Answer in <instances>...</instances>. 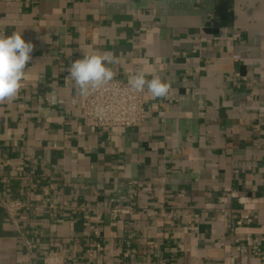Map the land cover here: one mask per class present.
Instances as JSON below:
<instances>
[{"label": "crops", "instance_id": "obj_1", "mask_svg": "<svg viewBox=\"0 0 264 264\" xmlns=\"http://www.w3.org/2000/svg\"><path fill=\"white\" fill-rule=\"evenodd\" d=\"M0 31L34 46L0 104V193L28 205L0 206V264H264V0H0ZM84 53L169 94L144 90L140 127H87Z\"/></svg>", "mask_w": 264, "mask_h": 264}, {"label": "clouds", "instance_id": "obj_2", "mask_svg": "<svg viewBox=\"0 0 264 264\" xmlns=\"http://www.w3.org/2000/svg\"><path fill=\"white\" fill-rule=\"evenodd\" d=\"M33 50V44L25 41L22 32L6 35L0 31V104L18 95ZM116 63L119 60L111 53H84L83 58L72 62L66 79L74 84L80 96H87L114 79L115 72L109 65ZM147 75L144 71L137 72L129 80L130 86L137 92L147 89L155 98L166 97L170 85L158 74H153L151 79Z\"/></svg>", "mask_w": 264, "mask_h": 264}, {"label": "built area", "instance_id": "obj_3", "mask_svg": "<svg viewBox=\"0 0 264 264\" xmlns=\"http://www.w3.org/2000/svg\"><path fill=\"white\" fill-rule=\"evenodd\" d=\"M114 72L115 76L111 82L90 91L87 96H81L82 107L80 118L82 123L87 127L107 131L118 127L137 128L141 126L146 117L143 106L144 91L137 92L129 84V80L136 73H128L124 77L119 75L116 71ZM0 163H3L1 157ZM31 183V179L28 178L25 188L27 197L33 194ZM51 192H53V187L51 185L43 189L45 195H49ZM0 206L14 221V213L26 206V202L13 199L6 200L0 193ZM41 206L44 207V205ZM48 206L52 207L53 205L49 204ZM108 212L110 217L115 219L120 215L130 214L132 210L128 205H113L109 207ZM235 223L236 225H241L243 223L242 217L238 218ZM246 241L250 245V251L253 254H257V240L248 237ZM88 256H91L90 252ZM88 262L89 261L85 264H89ZM42 264L65 263L63 257L59 253L50 252L44 256Z\"/></svg>", "mask_w": 264, "mask_h": 264}]
</instances>
